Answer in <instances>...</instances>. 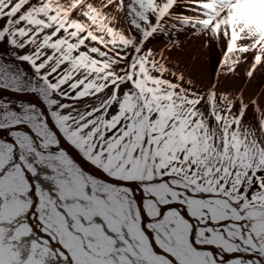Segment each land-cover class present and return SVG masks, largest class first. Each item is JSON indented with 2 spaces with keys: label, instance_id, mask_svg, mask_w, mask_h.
<instances>
[{
  "label": "snow or ice",
  "instance_id": "1",
  "mask_svg": "<svg viewBox=\"0 0 264 264\" xmlns=\"http://www.w3.org/2000/svg\"><path fill=\"white\" fill-rule=\"evenodd\" d=\"M257 77L264 0H0V264H264Z\"/></svg>",
  "mask_w": 264,
  "mask_h": 264
},
{
  "label": "bare ground",
  "instance_id": "2",
  "mask_svg": "<svg viewBox=\"0 0 264 264\" xmlns=\"http://www.w3.org/2000/svg\"><path fill=\"white\" fill-rule=\"evenodd\" d=\"M156 48L164 46L163 40H158L152 45ZM193 57L195 62L201 66V80L206 85L211 82L215 77V71L218 70L217 61L221 58V52L219 46L209 48L208 46H201V42L197 41L195 43L191 41H186L184 44V53L181 54V59L184 60L187 57ZM225 87L229 89H238L243 86L242 80L235 81H225ZM257 87H264V82H261L260 78L257 77L256 82L246 89L245 94L250 95L254 93ZM28 102H36L35 97H25ZM87 167V165H85Z\"/></svg>",
  "mask_w": 264,
  "mask_h": 264
}]
</instances>
